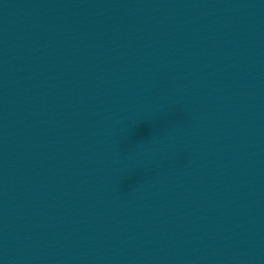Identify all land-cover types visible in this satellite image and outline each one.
<instances>
[{
    "label": "water",
    "instance_id": "water-1",
    "mask_svg": "<svg viewBox=\"0 0 264 264\" xmlns=\"http://www.w3.org/2000/svg\"><path fill=\"white\" fill-rule=\"evenodd\" d=\"M0 264H264V0H0Z\"/></svg>",
    "mask_w": 264,
    "mask_h": 264
}]
</instances>
